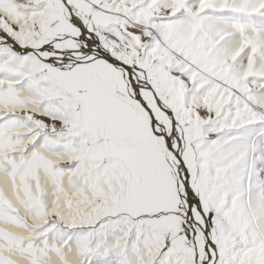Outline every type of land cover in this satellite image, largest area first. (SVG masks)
Returning <instances> with one entry per match:
<instances>
[{"label": "snow or ice", "instance_id": "obj_1", "mask_svg": "<svg viewBox=\"0 0 264 264\" xmlns=\"http://www.w3.org/2000/svg\"><path fill=\"white\" fill-rule=\"evenodd\" d=\"M0 264H264V0H0Z\"/></svg>", "mask_w": 264, "mask_h": 264}]
</instances>
